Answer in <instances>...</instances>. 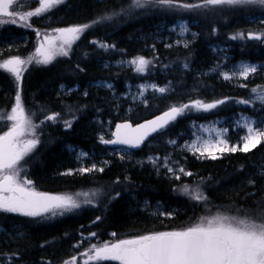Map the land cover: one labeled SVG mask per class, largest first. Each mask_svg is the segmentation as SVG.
<instances>
[{
  "label": "trees",
  "instance_id": "1",
  "mask_svg": "<svg viewBox=\"0 0 264 264\" xmlns=\"http://www.w3.org/2000/svg\"><path fill=\"white\" fill-rule=\"evenodd\" d=\"M130 2L131 0H64V3L47 13L29 18L27 23L31 27H24L22 23L5 24L0 27V61L35 51L43 34L53 29L91 24L105 14L127 9ZM38 6L35 0H18L14 10L25 12ZM159 9H137L128 15L122 13L114 16L111 21L94 24L72 45L70 56L58 57L48 65H29L23 72L22 102L27 110L36 113L34 121L39 123L44 119L39 111L40 106H44L49 113L61 114L60 120L46 122L37 130L39 143L26 158L28 180L33 181L35 189L40 192L74 194L100 189L103 195L98 197L95 205H84L53 219L40 220L13 213H0L2 227L13 233L24 234L19 239H8L0 235V261H5L7 255L18 253L19 255L12 256L13 264H63L72 255L79 256L91 244L114 242L152 231L181 229L197 222L199 217L215 214L217 211L229 215H243V210L264 208V205L258 203L264 200V178L260 174L254 177V185L247 182L240 185L247 180L249 174L255 172L256 166L264 162V141L248 152H227L217 159L198 158L197 154L183 152L180 156L183 164L193 175H183L179 180L170 177L165 170L157 171L148 164L143 167L136 164L134 157L138 154L155 151L154 148L144 147L136 152L114 150L113 155L95 154L104 171L84 174L75 172L81 167H91L92 164L87 162L82 165L74 152L68 149V145L90 149L97 138L88 128L89 122L94 117H108L117 111L114 109L116 100H113L110 90L103 87L93 86L87 95H83L79 91H60L62 84L77 85L81 89L88 88L92 81L108 79L123 91L127 81L135 85L145 79L161 81L165 76V79H172L176 83L182 79L186 84L195 86L197 91L184 95L183 101L198 99L205 102L240 97L249 89L263 86L264 80L260 71L253 74V82L246 81V87L241 89L217 72H202V68L214 66L210 46L218 40L224 45H230L228 52L233 55V59L242 57L264 65V43L249 40L246 46H242L229 38V30L233 25L241 22L248 14L256 17L262 15V12L237 11L231 10V7L196 9L200 17L191 16L190 20L193 25L194 19L202 22L201 25L195 23L198 34L194 36L193 43L186 48L176 46L164 49L161 42H151L145 38L138 40L145 34L152 33L164 16L167 18L175 15V12L179 13L167 10L160 12ZM213 24L220 26L219 36L212 33ZM257 24L258 32L264 31V23ZM37 30L40 32L39 36ZM93 41L115 45V48L105 50L92 43ZM121 56H129L131 59L144 56L152 60L153 64L144 74L137 73L132 65L123 69L115 66L103 67L105 59L114 61ZM183 62L190 64L189 71L178 72L172 69ZM162 71H166V74H162ZM16 92L17 87L12 76L0 70V111L12 107ZM155 93L148 105H137L135 122L178 102L172 91L164 93L163 97H156ZM228 104L229 102L219 105L216 112L212 110L187 115L199 121L215 117L229 119L237 108L227 107ZM244 109L248 111V108ZM259 113L264 116V108ZM67 119L72 122L70 128L63 123ZM183 122L184 119H180L176 124L171 125L173 121L168 126L174 137H178L177 132L186 131L187 127L183 126ZM5 131L6 129L0 128V134ZM103 160L106 162L103 163ZM69 169L74 174L63 175ZM185 184L193 187L200 185L209 198L206 207L191 201L179 191H174ZM116 193L120 195L109 203L110 196H115ZM134 197L140 201H161L165 205V211L172 213V216H162L160 212L153 215L149 210L133 208ZM98 216L101 220L96 221ZM17 227L22 228L15 230ZM93 232L97 236L88 239ZM112 233H116V236H112ZM77 244L80 246L76 247ZM77 264H80L79 259ZM89 264L119 263L90 261Z\"/></svg>",
  "mask_w": 264,
  "mask_h": 264
},
{
  "label": "snow or ice",
  "instance_id": "2",
  "mask_svg": "<svg viewBox=\"0 0 264 264\" xmlns=\"http://www.w3.org/2000/svg\"><path fill=\"white\" fill-rule=\"evenodd\" d=\"M38 7L34 11L29 10L23 13L14 10V5L18 0H0V27L5 24L22 23L24 27H31L26 23L31 17H39L49 10L64 3V0H35ZM225 6L235 8L237 6H260L264 8V0H197L189 3L187 0H131L127 9L120 12L105 14L91 24L73 25L66 28L53 29L52 33L43 34V40L34 53L27 58L13 56L9 59L0 61V70L8 72L17 87L14 97L15 104L10 112L0 111V124L11 126L8 131L0 134V213H13L25 217L39 218L40 220L53 219L80 209L84 205H95L98 197L103 195L102 190L93 189L77 193H47L37 191L33 181L28 180L22 173L26 172L27 157L34 151L39 143L37 130L46 122H56L61 119L60 113H49L44 106H40L39 111L44 115V119L39 123L34 121L36 113L27 110L22 102L21 82L25 66L30 64L48 65L53 63L58 57H67L71 54L72 45L75 44L81 35L91 28L94 24L111 21L114 16L122 13L131 14L137 9H147L149 7H159L167 11L194 10L224 8ZM181 34L189 32L186 24L179 26ZM37 35H40L37 30ZM195 35V34H193ZM232 40H255L264 43V31L247 33L236 32L230 36ZM100 48L105 50L115 48V45H108L93 41ZM177 43H180L179 41ZM171 47V45H168ZM184 47H188L185 43ZM134 66V70L139 74L149 71L152 60L144 56H137L127 62ZM78 67V66H77ZM188 67L187 63L184 65ZM261 67H264L262 65ZM257 72V65L241 63L235 71L223 73L225 80L236 77L247 79L250 74ZM97 86L111 88L110 84L101 82ZM245 86L246 85H242ZM143 89L151 87L154 91L161 94L169 91L166 87L158 85H141ZM61 88H64L61 85ZM70 91V90H69ZM254 94L253 99H242L236 101L241 104H255L259 101L264 104V86H257L251 89ZM87 95V92L84 93ZM138 96H143V92H138ZM135 99V97H133ZM229 98L205 102L203 100H192L188 103L176 106L172 105L161 116L142 124L133 126L130 123L116 125L113 133L114 139L106 140L103 136L99 139L105 144H123L130 147H140L148 136L152 133L162 131L170 122L175 121L178 116L187 111H210L219 105L225 104ZM71 112V109L69 108ZM66 127H71L72 122L63 121ZM256 121L251 118L243 117L237 120L238 127L246 129L247 135L242 137V148L229 146L228 141L223 139L227 129H216L215 127L205 128L209 133L208 138L197 136L195 141L187 145L188 149L198 158L217 159L218 154L236 152L237 150L248 152L255 148L264 139V130L255 128ZM202 127V126H200ZM214 134V135H213ZM31 136L32 138H24ZM170 143H175L170 141ZM81 153L80 156H87ZM80 157H78L79 159ZM123 159V157H121ZM149 162L154 166L162 165L171 173L175 179L179 180L181 175L192 176L193 173L183 167L173 168L169 157H149ZM93 171L102 172V167L93 164L91 167H81L75 170L80 174L91 173ZM72 169L67 170L63 175H73ZM260 176L264 178V171ZM119 182V181H117ZM248 184L254 185L255 180L250 178ZM174 191H179L187 196L191 201L207 206L208 196L203 192L200 185H182ZM120 193L110 196L111 200L116 199ZM264 205V200L258 202ZM172 216V213H163ZM101 217H96V221ZM96 221H93L95 223ZM6 231V230H4ZM23 233L17 232L14 239L23 237ZM83 235V234H81ZM116 236V233H112ZM95 232L90 233L88 239L96 237ZM83 243V240L81 241ZM80 245L77 244L76 247ZM18 253L7 255L6 259L11 261L12 256ZM89 264L90 261H118L119 264H264V208L258 207L255 210H243V215H229L217 211L215 214L199 217L197 222L176 230L152 231L144 234L132 236L127 239H118L114 242H102L99 245L91 244L79 256L72 255L63 261V264Z\"/></svg>",
  "mask_w": 264,
  "mask_h": 264
},
{
  "label": "rangeland",
  "instance_id": "3",
  "mask_svg": "<svg viewBox=\"0 0 264 264\" xmlns=\"http://www.w3.org/2000/svg\"><path fill=\"white\" fill-rule=\"evenodd\" d=\"M189 3H195V2H189ZM225 7H228V6H225ZM232 9L233 10L236 9L237 11H242V10L258 11V12H262V13H260L262 15L256 16V17L249 15V14L246 15L245 19H243L238 24L233 25V27L229 30V32H230L229 38L232 34L239 32V31H243L245 33L247 31H250V30L258 32V29H257L258 24L257 23L258 22L264 23V14H263L264 8H262L260 6H237L235 8L231 7V10ZM34 10L35 9H33L32 11H34ZM159 10L161 12L163 9L160 8ZM199 10H201V9H199ZM16 11L21 12L18 9ZM26 11H29V10H26ZM163 11H165V10H163ZM178 12L179 13L175 12V15H172L173 17L171 16V17L165 18V16H164V18L156 24L155 29L152 33H149V34L147 33V34H145L144 37L139 38L138 40H143V38H145L146 40H149L151 42H153V41H156L159 43L161 42L163 44L164 49L165 48H172V47H176V46H181L183 48H186V47H184L185 43H187L188 46H190L194 41V36H196L198 34V30H197L198 26H197V24L195 25V23L198 22V24L201 25V22H202V20L200 21V20L194 19V25H192V22H191L192 20H190L191 19L190 17L192 16V17L198 18V17H200V13L196 9L191 10V11L178 10ZM21 13H23V12H21ZM27 22L28 21H26V23ZM182 23L187 25V27L190 30L189 32L184 33V34L180 33L179 26ZM219 27H220L219 25L214 26V24L211 27V29L213 30L212 33L216 36H219V34H220L219 33L220 28ZM47 33H52V31H49ZM193 34H195V35H193ZM42 40H43V38L40 41H42ZM230 40H232V39H230ZM178 41L180 43H177ZM232 41L239 42L242 44V46H246V44L249 43V40H232ZM168 45H171V47H168ZM229 50H230V45H224L223 42H221L219 40L215 41L210 46V52L214 58L213 59L214 66H213V68H210L208 65L207 67L202 68V72H212L213 71V72H217L219 75H221L223 77V73H225V72L231 73V72L235 71L236 68H238L241 63H248V64H252V65H257V72L260 71V73L262 74L261 76L264 80V67L261 68V63L256 62V61H251L247 58H242V57L241 58L235 57L233 59V55H231L228 52ZM33 53H34V51L28 55L19 56V57L27 58ZM130 60H131V57H129V56H121L114 61L105 59L103 61V67L115 66L119 69L127 68V67L131 66L130 64L127 63ZM185 63H187V62H183L182 64L177 65V66H173L172 69H176L178 72H187V71H189L191 66L189 63H187L188 67L185 68L184 67ZM33 64H35V63H33ZM30 65H32V64H30ZM28 66L29 65L25 66V69ZM161 73L166 74V71H162ZM253 79H254L253 74H250V76L247 79H245L243 77H236V78L231 79L230 81L233 84L239 85L238 88L241 89V88H245V86H242V85H245L244 83L246 81H249L251 83V81L253 82ZM101 82H106L107 84H110L112 87L108 88V87H103V86H97ZM152 84L158 85L160 87L168 88L169 91H167V92L172 91V93L174 95H176V97L178 99V102L176 104L177 106L188 103L189 101H192V100L183 101V98H184L183 96L186 94L195 93L197 91V89L195 88V86L193 84H190V83L186 84L182 79H179L176 83L172 79H165V76L162 77L161 81H151V80L145 79V80L138 82L135 85H133L131 82L127 81L124 85L125 89L123 91H121L119 88L115 87L114 82L111 80H108V79H101V80H97V81H92L89 84L88 88H81L80 89L79 86H77V85L68 86L66 84H62L64 86V88H61V86H60V91L67 92V93H70L73 91H75V92L79 91V93H81L83 95L85 92H88L89 89L93 86L103 87V88L110 90V94L113 97V100H116V104L114 105V109L117 111H115L114 113H112L108 117H100V116L94 117L89 122L88 128H90V131H92V134L94 136H96V138H97V141L91 145L90 149L84 148L82 146L68 145V149L70 151L74 152L76 158L78 159V157H80L78 160L82 163V165L89 162L92 165L95 164V165H97V167H101L100 164L98 163L97 159L95 158V154L100 155V156L101 155L104 156V154L105 155H113L112 153L114 152V150H118V151L123 150L126 153L130 152V150L125 149V148L110 147L107 144L102 143L99 138L101 136H103L104 139L109 140L112 137L114 127L118 121H123V120L134 121L136 118L134 116V113H135L137 105L139 103H141L143 105H148V103L151 100V96L154 95L153 93L156 92L155 93L156 97H163L164 96V93L161 94L157 91H154L151 87H148L146 90L140 87L141 85H152ZM263 86H264V84H263ZM138 92H143V96L142 97L138 96L137 95ZM133 97H135V99ZM253 98H254V94L251 92V89H249L247 91V93L243 96L236 97V98L229 97V100L227 101V103L229 102V104L227 105V107L237 108L235 113L229 119L215 117V118H212L209 120L199 121L197 119H194V117H189L190 115H187V114L188 113L189 114H196V113L205 112V111H196V110L187 111L185 114L179 116L174 121L173 124H171V125H174L180 119H184L183 126L185 125L187 127L186 131L177 132L178 137H174L173 131L169 127L164 128L162 131H159L158 133H156L148 141V143L144 146V148H154L155 151L150 152V153L142 152V153L138 154L136 157H134V161L136 162V164H139L141 167L148 164L152 168H155L157 171L165 170L166 174H168L172 178H175L171 173H169L166 170L165 167H163L162 165L154 166L151 162H149L148 158L149 157H160V158L169 157L171 166L173 168H176V169H178L179 167L185 168L183 161H182L180 156L184 154L183 152H185L187 154H189V153L194 154L192 151H190L188 149L187 145L194 142L197 136H202L204 138H208L209 133L204 131V129L210 128V127H215L216 129H227L228 131L225 134V136L223 137V139H226L228 141L229 146H238L239 148H242V146H243L242 137L247 135V131H246V129H243L242 127L237 126V124H236L237 120H242L243 117L251 118L253 121H256V123L253 125L255 128H259V129L264 130V116L261 115L262 113H259L264 108V104H261L259 101H257L255 104H241V103L236 102V101H239L242 99H253ZM195 100H198V99H195ZM14 104H15V102H14ZM14 104L12 105V107L14 106ZM11 108L6 110V111L10 112ZM217 108L213 109V112H216ZM244 108H248V111H246ZM210 112H212V110H210ZM67 120H69V119H67ZM10 126H11V122H8V126H4V124H0V128L6 129V131H8ZM200 126H202V127H200ZM37 135H38V133H37ZM24 138L30 139L32 137L31 136L22 137V139H24ZM170 141H174L175 143H170ZM262 141H264V139H262ZM81 153H87L88 155L81 157L80 156ZM187 154H185V156ZM218 156H220V154H218ZM102 162L105 163L106 161L103 160ZM261 171H264V162L259 164L258 166H256L255 172L249 174L247 180L242 181L240 183V185L242 186L250 178L254 179L256 174H260ZM22 175L27 178L26 172L22 173ZM181 176H183V175H181ZM224 190H226V188ZM132 207L133 208L140 207L143 211L149 210L150 213L153 215H156L158 212L166 213V211H164L165 205L161 201H157V202H151V201H147V200L140 201L139 199L134 197L132 199ZM19 228H22V227H17L14 229L17 230ZM4 230H6V231H4ZM0 235L3 237H8V239H13L15 233L10 232L6 228L2 227V225H0ZM0 264H13V262L8 261L6 259L5 261H0Z\"/></svg>",
  "mask_w": 264,
  "mask_h": 264
},
{
  "label": "water",
  "instance_id": "4",
  "mask_svg": "<svg viewBox=\"0 0 264 264\" xmlns=\"http://www.w3.org/2000/svg\"><path fill=\"white\" fill-rule=\"evenodd\" d=\"M165 111H168V109H166V110H163V111H160V112H158V113H156V114H154V115H152V116H150V117H148V118H145V119H143V120H141V121H139V122H137V123H133L132 121H130V120H124V121H119V122H117L116 123V125L117 124H122V123H125V122H127V123H130V124H132L133 126H136V125H139V124H142V123H144V122H146V121H149V120H153V119H155L157 116H161ZM171 123V122H170ZM116 131V126H115V128H114V132ZM113 132V133H114ZM157 133V132H156ZM155 133H152V134H150L149 136H148V138L144 141V143L140 146V147H130V146H128V145H123V144H108V145H110V146H112V147H125V148H129L130 150H140L146 143H147V141L151 138V136H153ZM113 137H114V135H113ZM115 138V137H114ZM113 138V139H114Z\"/></svg>",
  "mask_w": 264,
  "mask_h": 264
}]
</instances>
